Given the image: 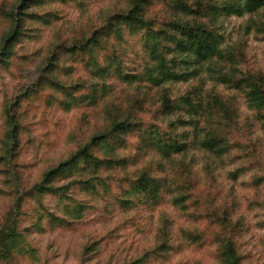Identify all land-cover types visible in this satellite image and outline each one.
Masks as SVG:
<instances>
[{"label": "rangeland", "instance_id": "rangeland-1", "mask_svg": "<svg viewBox=\"0 0 264 264\" xmlns=\"http://www.w3.org/2000/svg\"><path fill=\"white\" fill-rule=\"evenodd\" d=\"M163 1L154 0L150 14L168 17ZM133 3L37 0L26 10L37 17H24L23 35L4 49L16 23L3 11L14 10L19 19L21 1L0 0V157L5 155L8 107L21 124L17 155L0 160V231L14 208L24 234L20 252L0 264H131L141 258V264H221L216 238L221 229L206 211L208 200L214 205L207 209L217 208L213 212L223 216L227 208L233 220L241 223L236 243L243 264H264V129L258 113L247 104L245 88L220 84L206 65L200 76L188 82L153 86L145 79L150 64L145 32L127 27L107 39V50L59 56L79 46L114 15L127 12ZM219 23L224 46L232 45L244 54L241 68L264 79V10L221 17ZM102 68L109 70L100 73ZM45 77L68 86L74 96L52 86L39 90ZM193 86L203 92L215 89L235 102L236 143L232 151L219 156L201 148L202 135L196 136L194 127H181L179 131L187 130L189 137L179 138L189 146L169 162L149 143L157 130L163 138L178 132L169 128L161 101L165 94L180 96ZM133 104L142 123L111 141L115 154L125 158L126 164L103 169L102 180L90 179L89 189L73 186L65 200L46 195L44 206L62 221H52L32 198H25L17 208L19 190L32 187L46 171L109 128L110 113L117 112V105L124 110ZM146 168L162 181L156 199L132 191L131 183ZM74 178L58 179L56 184ZM193 183L198 199L190 198L182 205L177 197ZM75 202L85 206L80 217L70 212ZM166 234L171 248L154 252Z\"/></svg>", "mask_w": 264, "mask_h": 264}, {"label": "trees", "instance_id": "trees-1", "mask_svg": "<svg viewBox=\"0 0 264 264\" xmlns=\"http://www.w3.org/2000/svg\"><path fill=\"white\" fill-rule=\"evenodd\" d=\"M20 1L19 19L14 10L3 11L7 19L15 20L16 23L4 49L23 35L24 17L27 15L30 18L37 17L36 13L26 12L34 3H37V0ZM165 1L169 11L168 17L162 18L160 14H150L154 0H134L133 6L127 12L114 15L79 46L60 52L59 56L70 51L85 56L96 50H107L109 47L107 39L113 33L120 34L121 29L125 27L132 30H144V44L150 58V64L145 68V79L153 86L160 87L167 82H188L200 76L206 65L209 73L214 75V79L220 84L230 85L236 89L245 88L247 104L258 113V119L264 129V79L241 68L244 54L232 45L224 46L225 39L220 32L219 23L221 17L225 16L260 13L264 10V0H164L163 2ZM110 63L115 61L111 60ZM108 70L109 68H102L100 73ZM53 71L54 69H51L50 74ZM128 77L130 76L127 75L125 78ZM39 85V90L52 86L67 96H74L75 93L52 77L43 78ZM91 99L94 101L96 96H92ZM161 103L162 114L170 119L169 128L178 131L175 135L171 134L174 137L169 138H163L158 130L154 137L151 136L150 146L152 145L162 158L170 162L173 155L186 152L189 142L179 138L180 136L188 139L187 130L182 133L179 131V128L186 126L194 127L196 136L202 135L199 138L200 146L209 152L222 156L234 148L236 142L233 135L239 129V115L238 108L232 99L226 98L215 89L203 92L199 87L193 86L180 96L165 94ZM133 106L134 104L129 105L128 109L125 107L123 110L117 105L115 108L117 112L110 113L109 128L95 135L70 158L46 171L42 179L32 187L19 190L17 208L21 207L25 198H32L37 201V204L39 203L45 210L46 216L52 221H62V218L47 210L43 204L44 197L52 195L58 197L60 201L65 200L70 197L68 193L73 186L89 189L93 186L90 179H100L99 173L103 169L127 163L125 158L115 154L111 141L122 134L136 130L142 123L134 114ZM122 116L125 118L120 119ZM5 125L6 141L3 143L5 155L0 157L3 162L6 158L10 160L17 155L21 143V124L18 115L11 107L6 109ZM88 175L91 177H87ZM78 176L81 179H77ZM66 177L75 178L67 184H56L58 179ZM131 186L133 192L156 199L162 188V181L146 168L131 183ZM194 189H196L195 183L180 194L177 201L186 205V201L190 198L197 200L198 198L193 194ZM208 201L206 203L211 204L207 205V208L214 205L211 200ZM74 205V209L70 212L78 213L80 217L85 206L78 202ZM207 208L210 218L221 229V232L216 234V238L220 241L221 264H243L236 243V235L241 230V223L233 220V214L227 208L223 216L213 212L219 209ZM17 216L18 211L13 208L0 231V260H10L15 253L20 252L18 249L22 245L24 234L19 230ZM195 237L194 239L198 240L199 236ZM170 248L169 235L166 234L154 252H167ZM141 260L142 258L137 259L131 264H141Z\"/></svg>", "mask_w": 264, "mask_h": 264}]
</instances>
